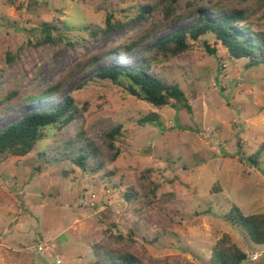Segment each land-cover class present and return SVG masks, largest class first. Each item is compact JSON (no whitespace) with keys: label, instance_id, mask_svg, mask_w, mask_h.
<instances>
[{"label":"rangeland","instance_id":"rangeland-1","mask_svg":"<svg viewBox=\"0 0 264 264\" xmlns=\"http://www.w3.org/2000/svg\"><path fill=\"white\" fill-rule=\"evenodd\" d=\"M205 7L246 9L264 33V0H0V98L15 90L18 102L62 82L54 100L26 106L50 108L70 94L83 115L66 132L48 128L25 157L0 155V264H95L110 254L142 264H210L225 234L247 253L242 264H264V245L228 219L234 206L264 213V152L257 156L264 64L248 69L247 60L221 49L211 55V35L156 62V75L184 91L187 108L174 101L156 108L94 77L110 66H140L141 53ZM109 14L123 25L106 33ZM46 22L60 29L62 42L35 44ZM12 103L0 108V128L24 114L23 106L7 108ZM151 114L159 125L140 122ZM118 125L112 151L104 135ZM81 128L87 136L79 142L102 148L87 171L53 160L61 153L54 147ZM255 253L261 256L253 261Z\"/></svg>","mask_w":264,"mask_h":264},{"label":"trees","instance_id":"trees-1","mask_svg":"<svg viewBox=\"0 0 264 264\" xmlns=\"http://www.w3.org/2000/svg\"><path fill=\"white\" fill-rule=\"evenodd\" d=\"M85 1V0H84ZM180 0H173L178 4ZM139 14L138 16H144ZM113 14H109L106 21L105 32L108 33L122 26L118 20L114 22ZM246 9H229L227 7H205L198 12L197 19L190 25L181 28L150 45L143 53L142 64L137 67L110 66L95 73L94 77L111 81L123 87L130 95H133L156 108L169 105L172 101L177 107L187 108V99L184 91L176 84H170L162 76L156 75L155 63L162 60H170L190 48L193 43L199 42L203 37L213 36V43L205 42L206 50L211 55H218L219 49L234 60H247L248 69L264 64L261 56L264 50V33L256 31L248 22ZM240 23L241 27H233ZM53 22L42 23L38 28L36 45H56L63 41V35ZM247 33V34H245ZM250 37L251 39H248ZM148 36L143 37L128 48L142 44ZM31 43V42H30ZM119 50V49H118ZM115 54L111 52L108 55ZM11 54L9 62L14 61ZM63 83L58 82L36 94L27 95L13 102L19 94L11 90L3 98H0V108L4 104L7 108L23 106L24 114L16 121L10 122L0 128V155L4 157H25L37 150L38 145L46 137L48 128H56L55 134L66 132L76 125L82 118V112L75 99L67 94L58 104L50 108L26 106V104L46 103L54 100L63 90ZM21 100V101H20ZM141 123H157L160 121L156 114L145 116ZM123 125L111 128L104 135L107 147L116 150L115 141L121 135ZM54 134V135H55ZM87 136L84 128L74 134L72 139L64 140L54 147L55 151L61 150L54 157L55 162H71L83 171L88 170L90 163H96L102 155V148L92 140L79 142ZM264 152V143L261 145L257 156ZM41 157L48 156L47 150L40 153ZM118 151L115 157H118ZM230 223L239 228H244L253 242L264 245V213L245 215L236 206L229 213ZM105 260L98 259L95 264H142L131 254L111 257ZM247 259V253L236 245L229 234H225L215 245L210 264H242Z\"/></svg>","mask_w":264,"mask_h":264},{"label":"built area","instance_id":"built-area-1","mask_svg":"<svg viewBox=\"0 0 264 264\" xmlns=\"http://www.w3.org/2000/svg\"><path fill=\"white\" fill-rule=\"evenodd\" d=\"M39 249L42 251L43 248L42 247H39ZM260 256H261V253H255V254H253L251 256V258H252L253 261H256V260H258L260 258Z\"/></svg>","mask_w":264,"mask_h":264}]
</instances>
